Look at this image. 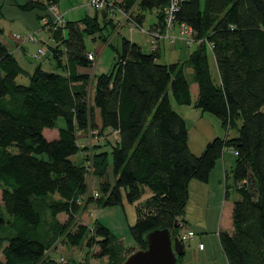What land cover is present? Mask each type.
Wrapping results in <instances>:
<instances>
[{"label": "trees", "instance_id": "16d2710c", "mask_svg": "<svg viewBox=\"0 0 264 264\" xmlns=\"http://www.w3.org/2000/svg\"><path fill=\"white\" fill-rule=\"evenodd\" d=\"M105 2L103 25L95 15L44 26L62 74L41 65L33 73L23 69L0 28V264H91V259L123 264L146 249L149 232L190 230L185 220L190 183H209L226 149L237 153L232 176L240 199L233 203L232 228L219 232L221 247L228 264H264V0H180L174 25L191 30L196 45L187 60L161 64L159 48L145 53L123 38L111 73L80 74L78 68H93L86 38L105 40L106 29L116 26L111 10L129 16L141 30L146 13H155L157 23L147 34L155 41L166 36L171 0ZM58 3L29 0L20 8L46 10ZM188 69L198 87L195 101ZM20 76L29 84H19ZM172 99L215 116L237 136L215 138L201 155L193 154ZM60 119L65 126L58 129ZM54 129L58 137L48 140L45 131ZM112 134L118 140L110 139ZM86 135L99 142L80 146ZM80 153L82 161L74 162ZM225 173L227 199L231 187ZM93 178L98 197L90 193ZM124 202L138 203L130 227L136 248L99 221L90 227L78 220L91 204L110 208ZM59 246L81 250L82 259L58 260L52 253Z\"/></svg>", "mask_w": 264, "mask_h": 264}, {"label": "rangeland", "instance_id": "374dc122", "mask_svg": "<svg viewBox=\"0 0 264 264\" xmlns=\"http://www.w3.org/2000/svg\"><path fill=\"white\" fill-rule=\"evenodd\" d=\"M114 1L118 3L121 2V0ZM25 2L26 0H0V19L5 15L6 20H8L7 22L2 21L4 22L3 27L5 28V35L3 38L8 44L11 45L9 39L13 42H17V36L29 37L34 35L36 37V42L33 43L18 40L25 45L24 49L26 51L25 52L24 50L19 49L17 52L19 63L23 69L30 73L34 72L36 66L42 65L43 70L47 72L62 74V71L58 70L50 52L49 46H54V41L51 39V32L48 28L44 27L47 26L51 20L57 22L59 20L58 17H62L64 22L62 20L61 23H65L67 21L79 22L86 16L98 15L100 22L103 25L101 11L98 12V14L91 6L89 0H59L58 5L52 8L46 10L35 9L32 11H24L20 8V6L25 4ZM109 13V17H112L116 26H110L106 29L104 32L105 40L99 39V36H97V40L94 41L92 38H86L87 49L89 51H93L94 58L96 59V63L92 62L93 68L91 70L93 75L109 74L112 72L115 65V51L116 49L119 50L121 48L123 38L134 40L135 43L140 44L145 53L152 52V47L146 40L149 38L147 31L150 26L157 21L155 13H146V22L144 23L142 30L128 24L129 16L121 14V12L120 14L116 11L113 12V10ZM176 27H179V34L177 37L171 34V31ZM166 33H169L170 43H174L175 41L178 43L177 40H180V42H183L184 45L181 46L179 44L180 49L178 51V45L175 49H168V45L164 44L162 49L163 57L159 63L171 64L177 62V59H174V57L181 49L180 60H187L196 48L194 37H192L184 26L173 25V27L167 30ZM162 39L168 40V38ZM42 48L45 50L46 54L40 53ZM171 51H173L175 55L168 54ZM98 55H100L99 60ZM210 65L214 73V77L217 78L216 63L211 55ZM187 77L189 81L192 82L191 74L188 73ZM17 82L22 85L29 84V80L23 76H20L17 79ZM192 86V99L195 101L198 94V88L196 84H193ZM195 88L197 90H195ZM171 101L174 110L186 122L189 137V148L193 154L201 155L205 151L209 142L213 141L215 138L225 139L227 136L230 138L237 136V132L233 130L227 133L225 129L222 128L221 122L215 116L209 113H203L200 109L193 106H179L173 99ZM64 126V120L60 119L57 123L58 129ZM58 129H54L51 132H48V130L46 132V138L51 140V136L56 133ZM113 135L114 134H112L110 139L114 137ZM97 142H99L98 138H91V136L86 135L80 136L78 143L80 146L93 147ZM224 155L225 158H222L212 171L209 183L205 184L197 180H193L190 185V200L186 210V220L188 228L194 231L196 237L193 240H188L189 242L184 241V264H228L221 247L219 232L222 229L227 228L228 222L231 223L233 203L239 200L240 196L234 190V180L232 176V170L235 168L237 156L234 154L233 149H226ZM82 159V153L72 157V160L76 163L81 162ZM225 161L227 162L226 169H224L223 165ZM225 171H227L229 175L228 185L231 187L230 195L227 199L225 197L227 185ZM111 178L112 177H110V179ZM89 185L91 187V194L94 195L99 192L97 178H93L92 183H89ZM137 206L138 203L131 205L124 202V207L97 208L96 205L91 204L87 210L80 217H78V220L90 227L93 226L95 221H99L109 228L116 238L123 242L125 246L137 247V244L133 240L130 233V227L134 226L137 221ZM59 218L63 222L67 219L65 215H60ZM182 231L179 233L180 237ZM200 243L204 244V249L206 250L199 249ZM52 255L58 258V260H60V258H64L65 261H69L72 257L77 259L81 258L82 251L75 248L73 249L59 246L54 253H52ZM3 261L4 256L0 250V262ZM106 263V261L99 259H91V264Z\"/></svg>", "mask_w": 264, "mask_h": 264}, {"label": "water", "instance_id": "95a60500", "mask_svg": "<svg viewBox=\"0 0 264 264\" xmlns=\"http://www.w3.org/2000/svg\"><path fill=\"white\" fill-rule=\"evenodd\" d=\"M145 244L146 249L134 252L123 264H179L178 257L185 254L176 226L149 232Z\"/></svg>", "mask_w": 264, "mask_h": 264}, {"label": "crops", "instance_id": "0c3cea01", "mask_svg": "<svg viewBox=\"0 0 264 264\" xmlns=\"http://www.w3.org/2000/svg\"><path fill=\"white\" fill-rule=\"evenodd\" d=\"M29 0H26V2H25V4L28 2ZM18 4V3H17ZM24 5V4H23ZM58 10V9H57ZM58 12H59V10H58ZM119 14H120V12H119ZM122 14V13H121ZM115 15V14H114ZM89 17H93V16H89ZM119 19H120V17H119ZM2 21H4V22H7L8 20H6V17H5V15L4 16H2L1 17V19H0V28L3 30V35H2V37H1V39H2V41L8 46V48L10 49V50H12V52H13V54H14V56L16 57V59L18 60V56H17V52L19 51V49H22V50H24L25 51V45H23V43L21 42V41H18V40H16L17 42H13L11 39H9L10 40V42H11V45L10 44H8L5 40H4V38H3V36L5 35V28L3 27V25H4V22H2ZM63 22H64V20H63ZM67 22H73V21H67ZM123 22V21H122ZM121 22V23H122ZM156 23H157V21L154 23V24H152L151 26H150V28L152 27V28H154L155 27V25H156ZM128 24H130L129 22H128ZM132 25V24H131ZM122 27V26H121ZM121 27H120V29H121ZM125 27V26H124ZM123 28V27H122ZM149 28V29H150ZM49 30V29H48ZM119 33H120V31H119ZM171 34L173 35V36H178V34H179V27H176L174 30H172L171 31ZM130 41H132V42H135L134 40H131L130 39ZM147 41V43H149L150 45H151V47H152V50L153 49H155V48H159L160 49V52H161V54H162V56H163V53H162V49H163V46H164V44H167L168 45V49H175L176 48V46L178 45V51H179V49H180V46H179V44L181 45V46H183L184 44H183V42H180V40H177L178 41V43H176V41L174 42V43H170V41L169 40H167V39H161V40H157V41H155L154 39H152L151 38V36H149V38L146 40ZM21 42V43H20ZM20 44V45H19ZM140 45V44H139ZM50 47V46H49ZM182 50V49H181ZM181 50H180V52H178V53H176V55L174 54V52L173 51H171L170 53H168V54H174L175 55V57H174V59H177V61H179L180 60V58H181ZM89 51V50H88ZM26 52V51H25ZM90 53H93V51H89ZM99 56L100 55H98V60H99ZM188 59V58H187ZM18 62H19V60H18ZM20 64V63H19ZM97 65V64H96ZM42 66V65H41ZM37 67V66H36ZM96 67V66H95ZM43 68V67H42ZM92 68H90V69H83V68H78V73H80V74H88V75H91V76H93V74H92V70H91ZM187 72L189 73V74H192V71H191V69H188L187 70ZM193 85V84H192ZM191 85V91H192V88H193V86ZM198 88V87H197ZM195 90H197L196 88H195ZM197 92V91H196ZM198 95V94H197ZM196 98H197V96H196ZM53 131V130H52ZM46 132L47 131H45V133H44V135H45V137H46ZM48 132H51V131H48ZM81 135V134H80ZM114 137V139L115 140H118V135L117 134H114L113 135ZM52 138H51V140H53V139H56L57 137H58V131L56 132V133H54L52 136H51ZM225 158V155H224V157H223V159ZM220 162V161H219ZM218 162V163H219ZM223 165H224V169H226V167H227V162L225 161L224 163H223ZM225 172H227V171H225ZM192 184V182L190 183V185ZM191 186H189V188H190ZM0 193H1V191H0ZM189 196H190V191H189ZM185 220H186V216H185ZM187 221V220H186ZM232 228V225H231V223L230 222H228V225H227V228H224V229H222L223 231L224 230H226V231H229L230 229ZM221 230V231H222ZM200 244H202V243H200ZM204 250H206V249H204ZM80 259H82V258H79V260ZM102 261H106L107 262V260L106 259H104V260H102ZM107 264V263H106Z\"/></svg>", "mask_w": 264, "mask_h": 264}, {"label": "built area", "instance_id": "2783aa9c", "mask_svg": "<svg viewBox=\"0 0 264 264\" xmlns=\"http://www.w3.org/2000/svg\"><path fill=\"white\" fill-rule=\"evenodd\" d=\"M89 2L91 4V6L95 10H97V11H101V10H103L106 7L105 0H89ZM179 2H180V0H171L170 6L165 9L166 24H167L166 32H167V30H169L170 28H172L173 25H174V14L178 10ZM58 19H59L58 22H60V23L63 20L62 17H58ZM185 28L192 35L191 30H189L187 27H185ZM168 34L169 33H166L165 38H170ZM17 39L18 40H23L24 42H27V41L28 42H32V43L33 42H36V37L34 35L29 36V37H20V36H17ZM40 53L41 54H46V52H45V50L43 48L40 50ZM88 59L91 62H93V63L95 62L96 63V59L94 58V54L93 53H90L88 55ZM236 155H237V153H236ZM95 197H98V195L95 194ZM178 237H179V240L182 243V241L193 240L196 237V235H195V233L192 230H186V231L184 230V231H182L181 237H180V235ZM199 249L200 250H203L204 249V245L203 244H200L199 245Z\"/></svg>", "mask_w": 264, "mask_h": 264}]
</instances>
